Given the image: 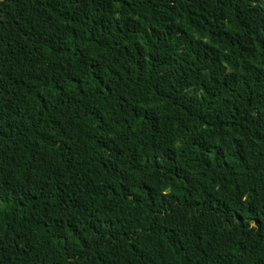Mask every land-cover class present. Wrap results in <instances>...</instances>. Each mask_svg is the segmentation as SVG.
Returning <instances> with one entry per match:
<instances>
[{"label":"trees","instance_id":"1","mask_svg":"<svg viewBox=\"0 0 264 264\" xmlns=\"http://www.w3.org/2000/svg\"><path fill=\"white\" fill-rule=\"evenodd\" d=\"M0 264H264V0H0Z\"/></svg>","mask_w":264,"mask_h":264}]
</instances>
